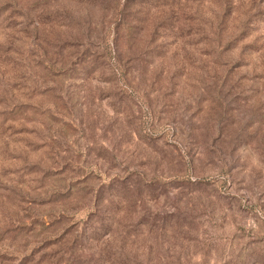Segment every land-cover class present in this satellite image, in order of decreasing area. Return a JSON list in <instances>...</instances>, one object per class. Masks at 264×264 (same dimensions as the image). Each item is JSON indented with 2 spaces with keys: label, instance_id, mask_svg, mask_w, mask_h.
I'll list each match as a JSON object with an SVG mask.
<instances>
[{
  "label": "rangeland",
  "instance_id": "374dc122",
  "mask_svg": "<svg viewBox=\"0 0 264 264\" xmlns=\"http://www.w3.org/2000/svg\"><path fill=\"white\" fill-rule=\"evenodd\" d=\"M0 264H264V0H0Z\"/></svg>",
  "mask_w": 264,
  "mask_h": 264
}]
</instances>
